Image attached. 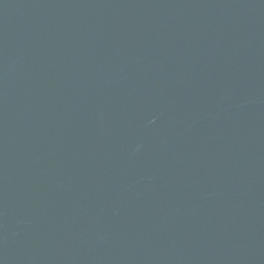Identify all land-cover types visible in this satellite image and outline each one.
I'll return each mask as SVG.
<instances>
[{"label": "water", "instance_id": "95a60500", "mask_svg": "<svg viewBox=\"0 0 264 264\" xmlns=\"http://www.w3.org/2000/svg\"><path fill=\"white\" fill-rule=\"evenodd\" d=\"M0 264H264V0H0Z\"/></svg>", "mask_w": 264, "mask_h": 264}]
</instances>
